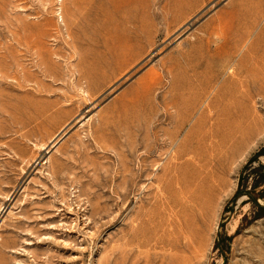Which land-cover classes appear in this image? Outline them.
Here are the masks:
<instances>
[{
	"label": "rangeland",
	"instance_id": "obj_1",
	"mask_svg": "<svg viewBox=\"0 0 264 264\" xmlns=\"http://www.w3.org/2000/svg\"><path fill=\"white\" fill-rule=\"evenodd\" d=\"M0 264H264V0H0Z\"/></svg>",
	"mask_w": 264,
	"mask_h": 264
},
{
	"label": "bare ground",
	"instance_id": "obj_2",
	"mask_svg": "<svg viewBox=\"0 0 264 264\" xmlns=\"http://www.w3.org/2000/svg\"><path fill=\"white\" fill-rule=\"evenodd\" d=\"M171 164V163H170ZM163 172V171H162ZM133 173V172H132ZM131 173V174H132ZM135 173V172H134ZM168 174V173H167ZM158 175V174H157ZM131 176V175H130ZM157 179V178H156ZM126 183V182H125ZM163 185V184H162ZM117 187H119V186H117ZM128 189H129V187H128ZM127 191V190H126ZM123 192V191H122ZM124 194V193H123ZM202 194V193H201ZM126 195V194H125ZM121 198V197H120ZM123 198H124V196H123ZM119 200V199H118ZM162 200V199H161ZM126 202V201H125ZM168 204V203H167ZM184 226V225H183ZM183 228V227H182Z\"/></svg>",
	"mask_w": 264,
	"mask_h": 264
},
{
	"label": "water",
	"instance_id": "obj_3",
	"mask_svg": "<svg viewBox=\"0 0 264 264\" xmlns=\"http://www.w3.org/2000/svg\"><path fill=\"white\" fill-rule=\"evenodd\" d=\"M251 199L253 198L250 193L247 194ZM259 207H263L262 205H259Z\"/></svg>",
	"mask_w": 264,
	"mask_h": 264
}]
</instances>
